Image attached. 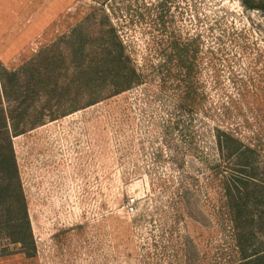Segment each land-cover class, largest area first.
<instances>
[{"label":"rangeland","instance_id":"1","mask_svg":"<svg viewBox=\"0 0 264 264\" xmlns=\"http://www.w3.org/2000/svg\"><path fill=\"white\" fill-rule=\"evenodd\" d=\"M195 37L221 125L264 159L260 12L238 0H0V64L39 83L21 106L1 101L4 110L31 111L17 117L29 127L11 142L36 251L28 258L0 239V264L220 262L225 240L207 230L203 195L193 220L172 231L156 217L131 224L132 201L148 193L147 181L121 177L109 101L79 108L93 89L78 82L94 79L100 49L121 44L139 66L169 41Z\"/></svg>","mask_w":264,"mask_h":264},{"label":"trees","instance_id":"2","mask_svg":"<svg viewBox=\"0 0 264 264\" xmlns=\"http://www.w3.org/2000/svg\"><path fill=\"white\" fill-rule=\"evenodd\" d=\"M238 1L264 16V0ZM200 51L198 37L173 39L138 66L121 44L100 49L96 76L78 82L82 90L93 89L81 95L79 108L109 101L121 177L147 181L148 193L132 201L133 226L156 217L172 231L186 216L193 220L192 208L203 195L207 230L225 240L215 264H264V159L221 125L200 78ZM20 72L0 64V239L31 258L36 246L11 142L28 130L19 123L31 111L1 105L5 99L21 106L38 86Z\"/></svg>","mask_w":264,"mask_h":264}]
</instances>
